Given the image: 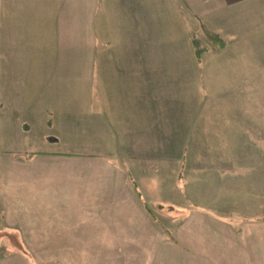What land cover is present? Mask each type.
<instances>
[{"label": "crops", "instance_id": "1", "mask_svg": "<svg viewBox=\"0 0 264 264\" xmlns=\"http://www.w3.org/2000/svg\"><path fill=\"white\" fill-rule=\"evenodd\" d=\"M25 1V13L14 11L12 21L0 28V38L9 35L4 45L21 40L28 46L44 47L32 56L33 69L43 72L36 78L41 76V84L50 87L44 91V101L53 92L54 74L67 86L78 76L92 77L94 108L99 110H104L101 78H109L110 91L122 85L146 97L142 82L150 66L164 71L181 60V29L188 33L204 26L219 36L218 31L230 35L236 52L229 53L226 46L216 60L248 62L252 53H264V0ZM252 12L259 15V21L250 41L251 32L240 22ZM28 19L24 37L18 29L22 22L28 25ZM150 44L157 52L149 51ZM53 45H57L56 53ZM260 55L254 60L261 61ZM166 61L171 62L167 67ZM241 70L228 74L225 69L220 76L239 80L246 75ZM170 75L179 73L173 67ZM54 93L57 102L48 101L42 114L32 115L35 125L23 122L19 129L31 132L47 124L44 129L49 138L42 139L48 146L59 142L55 124H67L68 134L80 136L79 140L90 137L88 132L98 138L97 126L88 132L77 129L67 93L66 97L61 90ZM5 103L9 106L14 101ZM146 108V100L124 103L128 112L139 110L141 124ZM99 112L95 125L107 119ZM111 116L110 112L107 126L112 133ZM97 142L87 140L72 152L36 151L0 160L2 231L16 236L7 244L0 241L1 252L123 254L127 264H264V222L221 215L208 176L215 165L211 151L202 144L197 152L190 145H179L163 156L141 158L126 151L120 157L104 153Z\"/></svg>", "mask_w": 264, "mask_h": 264}, {"label": "rangeland", "instance_id": "2", "mask_svg": "<svg viewBox=\"0 0 264 264\" xmlns=\"http://www.w3.org/2000/svg\"><path fill=\"white\" fill-rule=\"evenodd\" d=\"M25 3L24 0H0V28L7 26L8 21H12V16H16L14 11L17 12V9L19 13H25L22 8ZM258 17V14L252 12L241 18L240 25L251 32L250 41L256 31ZM28 21V25L22 22L18 29L24 37L30 26V19ZM181 31V60H177L173 66L175 73L179 75H170L172 65L168 68L164 67V71H156V68L150 66L149 74L142 82L148 91L144 98H140L139 93L127 91L122 85H118L117 91H110L112 84L110 82L109 86V78H101L100 103L104 105V110L94 108L92 77L78 76L79 78H75V83L69 81L67 86L65 81L59 80L54 74L51 85L53 92L49 93V100L44 101L46 98L44 91L50 87L41 84V76L36 78V74L43 76L40 68L34 70L32 67L34 63L32 56L40 53L44 47L39 44L28 46L21 40H18L16 45H4L9 35L0 38V160L17 159L19 154H32L36 151L72 152L87 140L90 144L93 140H98L97 143L102 145L98 147H102L104 153L110 152L119 156L126 151L127 154L141 158L163 156L179 145L180 147L190 145L187 147L196 149L197 152L198 145L202 144L205 150L211 151L212 164L215 165L213 173H209L208 176L214 184V200L220 204L221 215L232 219L249 218L262 222L264 217V53L262 55L252 53L248 62L236 63L231 60L222 61L219 58L216 60L214 57L223 50H218L206 40L202 30L196 28L188 33L184 29ZM218 32L229 48V53L236 52L235 41L230 35ZM194 40H197L202 50L198 56L194 54ZM251 48H253L252 43ZM149 51L157 52V48L150 44ZM52 52H57V45H53ZM259 55L262 60L255 61L254 58ZM165 63L167 67L171 62ZM232 64H235L237 69L228 66ZM225 65L228 74L242 72V67L245 69L243 72H246L245 78L235 80L236 76H220L225 73ZM255 67L259 70L255 71ZM231 79L236 82L231 84L229 82ZM137 80L140 84V79ZM135 85L137 83H134ZM77 89L80 93L76 94L72 91ZM59 90L64 97H66L65 92L67 93L68 103L73 111L70 116H74L77 129L88 132L87 130L97 126L98 138L94 137L96 134L88 132L90 137L79 140L80 136H73L70 132L68 134L67 124H55L59 134L56 137L59 138L60 143L48 146V141L42 139L45 135L49 138L44 129L47 128V124L43 128L32 129L31 132L19 129V124L23 122L35 125L36 121L32 115L35 117L37 114H42L44 104L48 101L57 102L58 98H54L53 95H55L54 91ZM75 95L78 100L74 98ZM96 96L99 98V93ZM9 99L14 103L8 106L5 101ZM134 100H146L149 104V108H146L145 113L143 111L142 114L143 124L139 120V110L128 112V109H124L125 102ZM98 112L107 119L95 125L98 120L95 113ZM110 112L114 129L112 133L107 126ZM53 122L55 123L54 120ZM65 140H68L67 143ZM195 155L192 160L195 159ZM202 159L208 160L206 156ZM2 211L0 207V241H6L7 244L9 240L14 241L16 236L2 231ZM163 223L169 224L168 221ZM0 264H127V261L123 254L0 251Z\"/></svg>", "mask_w": 264, "mask_h": 264}, {"label": "trees", "instance_id": "3", "mask_svg": "<svg viewBox=\"0 0 264 264\" xmlns=\"http://www.w3.org/2000/svg\"><path fill=\"white\" fill-rule=\"evenodd\" d=\"M203 31V35L212 45L216 46L218 50H224L226 47L225 41L216 33L211 32L204 26L201 29ZM193 48H194V54L198 56L202 50L199 48V44L197 43V40L193 41ZM262 222H264V217L262 218Z\"/></svg>", "mask_w": 264, "mask_h": 264}]
</instances>
